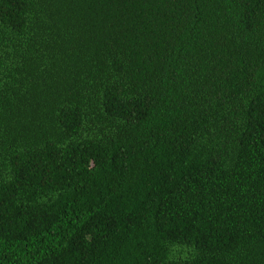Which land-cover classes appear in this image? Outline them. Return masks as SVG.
<instances>
[{"label": "trees", "instance_id": "obj_1", "mask_svg": "<svg viewBox=\"0 0 264 264\" xmlns=\"http://www.w3.org/2000/svg\"><path fill=\"white\" fill-rule=\"evenodd\" d=\"M0 264H264V0H0Z\"/></svg>", "mask_w": 264, "mask_h": 264}]
</instances>
